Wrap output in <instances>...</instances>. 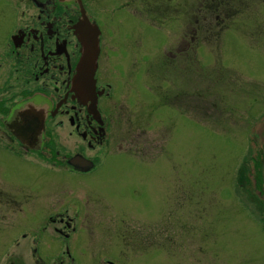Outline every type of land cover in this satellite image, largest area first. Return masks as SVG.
<instances>
[{"label": "rangeland", "instance_id": "obj_1", "mask_svg": "<svg viewBox=\"0 0 264 264\" xmlns=\"http://www.w3.org/2000/svg\"><path fill=\"white\" fill-rule=\"evenodd\" d=\"M80 1L107 135L87 149L51 119V159L0 128V264H58L55 228L73 264H264V0ZM31 13L0 0V41Z\"/></svg>", "mask_w": 264, "mask_h": 264}, {"label": "flooded vegetation", "instance_id": "obj_2", "mask_svg": "<svg viewBox=\"0 0 264 264\" xmlns=\"http://www.w3.org/2000/svg\"><path fill=\"white\" fill-rule=\"evenodd\" d=\"M23 1L33 13L20 21L9 35L7 42L0 41V71H2L1 74L5 72V79L0 84L5 86L3 87L5 92L0 96V128L15 140L19 147L31 150L25 145V141L21 142L17 138V135L25 136L26 124L16 125L15 121L18 117H31L30 105H32L37 107V112L44 113L43 117H45L41 127L42 138H45V142L44 144L42 142L43 145L36 152L42 153L41 155L48 153L51 159L58 154L50 148V136H47L46 129L48 121L54 118L56 127L62 128L66 121L74 135L85 142V147L93 149L103 142L107 135L109 121L102 112L99 101L101 99L108 101L111 87L107 83H104V86L97 84L98 57L94 75L96 107L91 110L90 102L81 101L74 93L73 80L76 75V64L81 54V45L73 31V27L79 20L76 2L75 0ZM90 21H92L91 18ZM99 48H101V34ZM6 83H8L7 86ZM5 94L6 98L3 97ZM38 116L36 114L34 117ZM263 151H261V158L258 157V164L264 162L262 160ZM92 170L93 168L86 173L78 172L88 174ZM253 183L255 184V178ZM256 189L260 192L261 188ZM48 219L55 222L52 217ZM64 219V216L60 215L58 222L65 229H69L70 221L68 219L64 221ZM72 230L74 232V228ZM54 231L63 237L65 245L57 263L64 262V260L69 264L77 262L76 258L70 254V247L65 243L69 232H64L61 228H55ZM38 242L37 240L34 242L31 250L32 257L37 255L38 248L41 246ZM33 262L34 264H46L40 257L33 259Z\"/></svg>", "mask_w": 264, "mask_h": 264}, {"label": "water", "instance_id": "obj_3", "mask_svg": "<svg viewBox=\"0 0 264 264\" xmlns=\"http://www.w3.org/2000/svg\"><path fill=\"white\" fill-rule=\"evenodd\" d=\"M61 2L67 0H59ZM80 7L81 18L76 26L73 27L74 35L81 45V54L79 61L76 65V75L73 80V90L77 98L84 102H90V108L93 110L96 107V93L94 91V74L96 71V62L99 54L98 28L90 23L84 16V12L81 9L79 0H75ZM31 117L20 118L15 121L16 125L22 126L26 124V134L21 137L17 135V138L21 142L25 141V145L34 151H39L43 142L41 127L44 121L43 114L37 112L36 108L30 105ZM38 114V117H34ZM16 129V128H15ZM18 130V128L16 129ZM20 136V137H19ZM67 164L76 170L87 172L92 167V163L83 159L79 155H75L68 159Z\"/></svg>", "mask_w": 264, "mask_h": 264}]
</instances>
